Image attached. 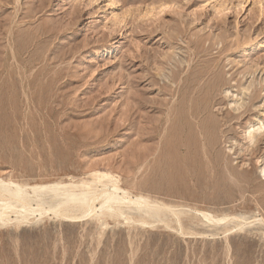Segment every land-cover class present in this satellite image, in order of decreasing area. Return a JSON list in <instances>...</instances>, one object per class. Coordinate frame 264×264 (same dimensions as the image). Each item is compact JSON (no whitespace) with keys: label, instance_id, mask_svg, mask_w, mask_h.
I'll use <instances>...</instances> for the list:
<instances>
[{"label":"rangeland","instance_id":"rangeland-1","mask_svg":"<svg viewBox=\"0 0 264 264\" xmlns=\"http://www.w3.org/2000/svg\"><path fill=\"white\" fill-rule=\"evenodd\" d=\"M263 161L264 0H0V188L175 211H38L0 228V264H264Z\"/></svg>","mask_w":264,"mask_h":264},{"label":"bare ground","instance_id":"bare-ground-1","mask_svg":"<svg viewBox=\"0 0 264 264\" xmlns=\"http://www.w3.org/2000/svg\"><path fill=\"white\" fill-rule=\"evenodd\" d=\"M192 108H194V106ZM103 177H108V175H104ZM91 185V183L85 185V189H88H84V191L81 189L80 193L77 192V189L80 188L77 185L66 186V190L63 193H55V197H58L61 200L59 206L53 210H48L46 208L48 211L45 210L44 206V208L41 206V210L32 209V205L30 206L31 199L27 196V194H25L22 188L14 185L2 186L0 188V228L15 224L18 228L21 226V224L29 223L31 217L35 213L37 214L38 211L40 213L43 212L42 216H45L50 212L63 221L78 223L92 215L97 216V214H103L102 217L105 216L109 218H118L119 216H123V212L125 210H135L136 213L141 217V220L138 223L145 227H150L153 224L159 223L170 228V224H168L169 222H166L167 219L165 220V218L168 212H175L173 208L162 207V205L156 203V201L151 202L148 200V197L145 198L144 196L140 195L132 196L129 190L128 193L125 191V189L123 190L116 184L112 187V190L105 186V190L99 194L97 192L95 193V191H89ZM97 203H99V207L96 205ZM84 209V214L82 216H77V212ZM166 211L168 212L166 213ZM44 213L46 214L44 215ZM198 214L210 224H221L226 221V219H215L207 212L198 211ZM11 215H16L17 219L13 221L11 219ZM180 217L181 214L179 215L176 224L182 228L183 218ZM126 219L128 218H125V220ZM239 227L240 225L235 226L234 229L232 228V231H237Z\"/></svg>","mask_w":264,"mask_h":264}]
</instances>
